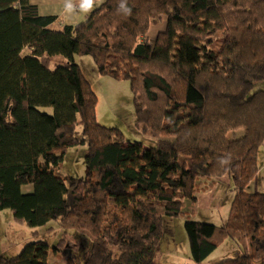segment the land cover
<instances>
[{"label":"trees","instance_id":"obj_1","mask_svg":"<svg viewBox=\"0 0 264 264\" xmlns=\"http://www.w3.org/2000/svg\"><path fill=\"white\" fill-rule=\"evenodd\" d=\"M54 21L0 0V212L87 237L85 259L65 264H156L163 219L180 216L194 263L232 240L242 254L217 264H264V0H104L78 24ZM82 56L129 83L136 129L155 146L99 123ZM84 144L86 175L62 173ZM224 178L225 222L190 219L196 193ZM50 250L31 242L0 264H51Z\"/></svg>","mask_w":264,"mask_h":264},{"label":"rangeland","instance_id":"obj_2","mask_svg":"<svg viewBox=\"0 0 264 264\" xmlns=\"http://www.w3.org/2000/svg\"><path fill=\"white\" fill-rule=\"evenodd\" d=\"M165 25L153 26L149 35L164 31ZM83 75L97 97L96 117L101 125L120 129L126 142H143L145 147L155 146L157 139L144 136L136 129L134 97L129 83L108 76H101L91 56L78 58ZM53 68V66H52ZM77 137H83V125L75 128ZM87 145L68 150L65 155L62 173L83 177L86 175L85 155ZM31 190V186L24 191ZM197 201L192 205L190 219L222 225L229 212L233 197L232 185L227 178L213 190H200ZM186 217H164L155 249L156 264H196L191 260L190 246L185 228ZM46 241L50 245L49 263L65 264L70 252L82 260L88 255L91 241L75 231L64 230L55 221L47 226L31 228L15 220L11 210L0 212V257L18 256L28 243ZM242 254L241 248L232 240L225 241L210 257L201 264H217L225 259L236 258Z\"/></svg>","mask_w":264,"mask_h":264},{"label":"crops","instance_id":"obj_3","mask_svg":"<svg viewBox=\"0 0 264 264\" xmlns=\"http://www.w3.org/2000/svg\"><path fill=\"white\" fill-rule=\"evenodd\" d=\"M103 1L93 0L92 6L85 8L84 0H30L38 8L41 16L55 17L51 29L57 31L63 30L65 26L82 22L88 16L90 10L99 6ZM260 162L262 176L260 185L264 190V144L261 149Z\"/></svg>","mask_w":264,"mask_h":264},{"label":"clouds","instance_id":"obj_4","mask_svg":"<svg viewBox=\"0 0 264 264\" xmlns=\"http://www.w3.org/2000/svg\"><path fill=\"white\" fill-rule=\"evenodd\" d=\"M92 4H93V0H84V7L85 8H90L92 6ZM121 7L123 8L124 5L121 4ZM125 11L130 12V9H125Z\"/></svg>","mask_w":264,"mask_h":264}]
</instances>
